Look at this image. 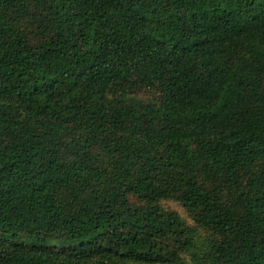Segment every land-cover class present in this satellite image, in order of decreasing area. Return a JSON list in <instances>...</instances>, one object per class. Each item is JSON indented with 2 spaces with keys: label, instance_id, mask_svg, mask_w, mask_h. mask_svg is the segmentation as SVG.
Wrapping results in <instances>:
<instances>
[{
  "label": "trees",
  "instance_id": "obj_1",
  "mask_svg": "<svg viewBox=\"0 0 264 264\" xmlns=\"http://www.w3.org/2000/svg\"><path fill=\"white\" fill-rule=\"evenodd\" d=\"M0 264H264V0H0Z\"/></svg>",
  "mask_w": 264,
  "mask_h": 264
},
{
  "label": "rangeland",
  "instance_id": "obj_2",
  "mask_svg": "<svg viewBox=\"0 0 264 264\" xmlns=\"http://www.w3.org/2000/svg\"><path fill=\"white\" fill-rule=\"evenodd\" d=\"M166 207L171 208L176 210L177 212L180 213V215L187 220V216L185 214V212L182 210V208L175 202H166L165 203Z\"/></svg>",
  "mask_w": 264,
  "mask_h": 264
}]
</instances>
